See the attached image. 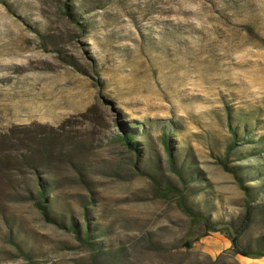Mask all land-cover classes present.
Listing matches in <instances>:
<instances>
[{"label": "rangeland", "instance_id": "rangeland-1", "mask_svg": "<svg viewBox=\"0 0 264 264\" xmlns=\"http://www.w3.org/2000/svg\"><path fill=\"white\" fill-rule=\"evenodd\" d=\"M230 125L245 138L228 161L239 178L220 161ZM135 129L140 154L123 142ZM46 183L56 223L37 207ZM258 254L264 0H0V264H264Z\"/></svg>", "mask_w": 264, "mask_h": 264}, {"label": "trees", "instance_id": "trees-1", "mask_svg": "<svg viewBox=\"0 0 264 264\" xmlns=\"http://www.w3.org/2000/svg\"><path fill=\"white\" fill-rule=\"evenodd\" d=\"M230 132H231V141L228 144L226 151H225V156L223 158L220 159V161L222 162L221 164L229 171H231L230 168L233 169V172L236 174V176L239 178L240 176V172L235 170L234 167H229L228 165V161H229V157L233 154V151L235 150L236 146L239 145V142L242 140V136L239 135L238 129H235L232 127V125H230ZM138 131L135 129L134 131H128L126 132V134L123 135V142L124 144H126V146L128 147V149H130L131 151H136L137 153H141V149H140V143L138 141ZM245 138H243L244 140ZM164 142H165V146L170 154V159L173 162L174 156L172 154V148H171V142H170V138L165 136L164 137ZM175 171L178 172L179 175H181L182 178H185V174L187 173V166H183L180 167L179 169H177L176 167H174ZM242 187L244 189H246V191H248L247 193H249L248 188L243 184V182H241ZM47 183L46 184H41V191L38 193V201H37V207L40 209L41 213L43 214V216L49 221V222H54L56 223L57 221L55 219H53L51 217V211L49 209V195L47 192ZM166 191H168L170 194L175 195L179 202H180V206L182 207V209L185 210L186 213H188V215L191 216L192 220L194 222H205L208 223V219L206 220V217L204 216V212L202 211H196L193 208H191L185 199V194L184 191L182 189H177L175 187H173L172 185L168 184L167 187H165ZM250 194V193H249ZM251 203L248 204V206H250ZM210 224V223H209ZM71 229L72 231H74L77 235V238L82 241L84 244H86L87 246L91 247L94 252L96 253H100L101 251V247L99 245V243L96 242H92V229L91 227H89V230L86 232L85 237L82 236V231L81 229L76 225V224H72L71 225ZM232 238V237H230ZM239 242L238 238H234V245L237 246ZM239 254H242L246 257L252 256L251 253H247L244 251H240L238 250ZM259 256H264L263 254H258Z\"/></svg>", "mask_w": 264, "mask_h": 264}, {"label": "water", "instance_id": "water-1", "mask_svg": "<svg viewBox=\"0 0 264 264\" xmlns=\"http://www.w3.org/2000/svg\"><path fill=\"white\" fill-rule=\"evenodd\" d=\"M189 246H190L189 243H186L185 247L188 248Z\"/></svg>", "mask_w": 264, "mask_h": 264}]
</instances>
